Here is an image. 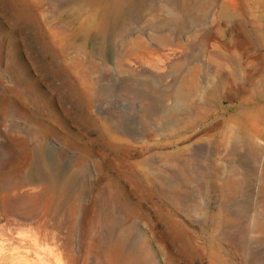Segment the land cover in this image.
I'll use <instances>...</instances> for the list:
<instances>
[{
  "label": "rangeland",
  "instance_id": "374dc122",
  "mask_svg": "<svg viewBox=\"0 0 264 264\" xmlns=\"http://www.w3.org/2000/svg\"><path fill=\"white\" fill-rule=\"evenodd\" d=\"M15 237L52 264H264V0H0Z\"/></svg>",
  "mask_w": 264,
  "mask_h": 264
},
{
  "label": "bare ground",
  "instance_id": "6f19581e",
  "mask_svg": "<svg viewBox=\"0 0 264 264\" xmlns=\"http://www.w3.org/2000/svg\"><path fill=\"white\" fill-rule=\"evenodd\" d=\"M226 13L227 11L224 10L223 14ZM8 241L7 247L0 248V264H52L41 254V249L24 245L22 238L15 237ZM30 255L32 258H29Z\"/></svg>",
  "mask_w": 264,
  "mask_h": 264
}]
</instances>
